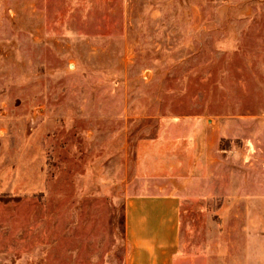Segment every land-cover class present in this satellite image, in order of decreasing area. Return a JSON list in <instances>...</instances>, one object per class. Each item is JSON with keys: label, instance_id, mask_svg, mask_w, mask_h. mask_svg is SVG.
<instances>
[{"label": "rangeland", "instance_id": "374dc122", "mask_svg": "<svg viewBox=\"0 0 264 264\" xmlns=\"http://www.w3.org/2000/svg\"><path fill=\"white\" fill-rule=\"evenodd\" d=\"M5 1L0 223L18 236L6 259L125 264L137 144L198 117L223 126L211 173L227 182L186 204L184 235H211L212 264H264V0Z\"/></svg>", "mask_w": 264, "mask_h": 264}, {"label": "crops", "instance_id": "0c3cea01", "mask_svg": "<svg viewBox=\"0 0 264 264\" xmlns=\"http://www.w3.org/2000/svg\"><path fill=\"white\" fill-rule=\"evenodd\" d=\"M5 2L0 0V12ZM222 132V125L193 117L166 123L157 136L138 142L137 178L128 196L126 192L123 210L125 264H212L207 252L211 235L187 238L183 212L186 204L210 198L213 189L227 182L211 173L217 154L225 152L221 150ZM231 181L237 188L238 179ZM207 223L211 225V220ZM13 228L0 223V264H14L4 254L18 238H12ZM189 240L203 247L188 250ZM236 255L235 262L221 264H245L244 259L251 258Z\"/></svg>", "mask_w": 264, "mask_h": 264}]
</instances>
